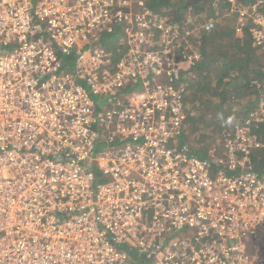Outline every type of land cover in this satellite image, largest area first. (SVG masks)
Listing matches in <instances>:
<instances>
[{"label":"built area","instance_id":"2783aa9c","mask_svg":"<svg viewBox=\"0 0 264 264\" xmlns=\"http://www.w3.org/2000/svg\"><path fill=\"white\" fill-rule=\"evenodd\" d=\"M221 4L264 52V0ZM171 10L0 0V264H264V97L207 155L180 142L220 17Z\"/></svg>","mask_w":264,"mask_h":264},{"label":"trees","instance_id":"16d2710c","mask_svg":"<svg viewBox=\"0 0 264 264\" xmlns=\"http://www.w3.org/2000/svg\"><path fill=\"white\" fill-rule=\"evenodd\" d=\"M246 1V0H243ZM154 8L173 9L174 4L170 0H153ZM191 5L194 14L204 16L203 18L224 17L227 13V7L221 4L217 9L213 7V0H187L185 3L177 5L173 12L174 16L181 18L186 6ZM222 16V17H221ZM220 19V22H221ZM111 38V37H110ZM197 47L200 52V60L197 64L199 77L202 78L205 70L212 64L216 65L214 86L212 93L218 98L214 108L220 110V107L225 103L226 99L232 97H243L241 100L236 99L237 107L233 110H238L239 115L243 114L255 102V98L264 97V52L260 48L253 46L248 35L239 38L236 37L234 27L231 24L217 23V26L212 30L202 33L199 37ZM68 63L71 64L72 59L68 58ZM197 74V72H195ZM234 73V75H229ZM197 92L202 91L203 86L198 81V76L195 75L192 81ZM191 84V83H190ZM257 84L261 86H257ZM222 87L221 93H218V88ZM187 94L185 102H189ZM252 100V102H251ZM187 108V107H186ZM197 126L195 127V129ZM258 133L263 142V146L257 156H253V168L258 172H264V123L259 125ZM187 133L181 135L180 142L187 143L190 150L202 156L206 153L205 149H196L188 143ZM191 145V146H190ZM96 174V181L101 180L99 173ZM133 258L136 264H146V261L134 253Z\"/></svg>","mask_w":264,"mask_h":264},{"label":"rangeland","instance_id":"374dc122","mask_svg":"<svg viewBox=\"0 0 264 264\" xmlns=\"http://www.w3.org/2000/svg\"><path fill=\"white\" fill-rule=\"evenodd\" d=\"M151 7L154 6L153 0H149ZM153 9L157 12L160 11V8ZM221 22L226 24H234L233 18L230 15H223ZM216 65L212 64L205 70V73L202 78L199 77V70L195 68L194 75L198 76V81L201 85H205L202 88V91L197 92L195 86H193L192 81L188 84L187 96L189 102L186 101V114H187V123H186V133L188 138V143L195 147L196 149H205L207 155L208 150L216 144L217 137L224 129L230 128L233 124L234 118L240 117L238 110H233L237 108V101L241 98L229 97L226 99L225 103L219 109H215L214 105L217 103L218 98L212 93V88L214 86V76ZM197 72V74L195 73ZM194 79V78H193ZM191 83V84H190ZM222 87L218 88V93H221ZM252 102V100H251ZM253 105V104H252ZM251 105V106H252ZM197 128L195 129V127ZM190 145V146H191ZM201 155V154H200Z\"/></svg>","mask_w":264,"mask_h":264},{"label":"crops","instance_id":"0c3cea01","mask_svg":"<svg viewBox=\"0 0 264 264\" xmlns=\"http://www.w3.org/2000/svg\"><path fill=\"white\" fill-rule=\"evenodd\" d=\"M227 14V13H226ZM232 17V16H231ZM233 18V17H232ZM233 21H234V19H233ZM219 23H221V22H219ZM233 27H234V24L232 25ZM234 32H235V30H234ZM235 35H236V37H239V38H242V37H244V36H246V35H243V36H240V35H238L236 32H235ZM249 37V36H248ZM250 38V37H249ZM251 40V39H250ZM252 43V42H251ZM264 56V55H263ZM197 66V65H196ZM195 66V68L197 69V67ZM195 68L193 69V73L190 75V76H188L187 77V82H188V84H189V82L190 81H193V78H194V70H195ZM229 75H234V73H230ZM261 97H263V96H261ZM261 97H259V98H257V96H256V98H255V102L253 103V104H255V103H257L258 102V100L261 98ZM252 105V104H251ZM236 119L237 118H234V120H233V123L236 121Z\"/></svg>","mask_w":264,"mask_h":264}]
</instances>
